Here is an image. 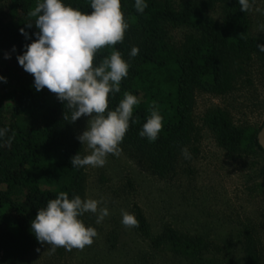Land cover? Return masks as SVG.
Masks as SVG:
<instances>
[{
  "label": "trees",
  "instance_id": "trees-1",
  "mask_svg": "<svg viewBox=\"0 0 264 264\" xmlns=\"http://www.w3.org/2000/svg\"><path fill=\"white\" fill-rule=\"evenodd\" d=\"M90 2L64 0L84 13L92 11ZM36 3L37 0H0V55H9L17 62L16 56L22 54L24 46L33 42L32 34L38 29L27 28L26 24L36 19L29 16ZM147 3L148 8L139 14L134 0H121L129 29L122 43L98 50L94 63L102 62L113 50H119L129 62V74L121 82V91L109 97L108 110H115L125 92L139 98L133 110L135 122L130 121L120 147L151 175L163 180L175 174L181 150L191 146L200 134L201 128L193 118L194 93L230 94L247 75L254 59L262 62L264 80V53L256 47L264 40L251 35L250 11L242 13L237 0ZM215 13L220 20L211 16ZM21 29L31 39L26 40ZM177 29L186 33L179 42L172 43L169 34ZM134 46L139 53L131 58ZM153 101L163 116V128L158 139L149 142L139 132L150 116ZM64 115L69 118L64 119ZM70 117L71 112L56 94L46 88L35 91L33 77L13 89L0 83V128L9 129L6 138L13 137L10 144L0 142V264H21L30 250L39 248L31 222L49 200L60 192L69 198H84V167L71 165L74 155L84 156L74 134L83 116L75 122ZM200 122L228 157L264 153L257 138L262 126L256 130L237 127L221 108L206 110ZM135 218L138 231L148 236L146 220L139 209ZM152 243L196 258L198 263L204 261L211 244L200 236L179 234L169 226ZM243 250L245 264H260L250 241H245Z\"/></svg>",
  "mask_w": 264,
  "mask_h": 264
},
{
  "label": "rangeland",
  "instance_id": "rangeland-1",
  "mask_svg": "<svg viewBox=\"0 0 264 264\" xmlns=\"http://www.w3.org/2000/svg\"><path fill=\"white\" fill-rule=\"evenodd\" d=\"M211 16L220 20L219 14ZM250 21L251 35L264 40V0H256ZM185 33L184 29L172 30V43ZM4 57L0 55V71L10 89L31 79L16 61ZM261 65L254 59L247 75L226 96L194 93L193 118L200 134L187 147L190 159L179 154L175 174L161 180L123 150L119 156L109 154L104 167L85 166L84 198L102 199L101 206L110 212L99 224L95 214L85 213L83 222L98 233L92 245L71 251L59 247L50 254L51 246L41 244L21 264H245V241L253 244L264 264V153L228 157L200 122L206 110L221 108L237 127L256 130L263 126ZM88 120L82 117L78 122L76 138L86 130ZM81 145L84 156L89 155L87 145ZM137 209L146 220L148 236L121 223V210L136 216ZM167 226L182 235L203 237L211 243V253L198 263L169 247H156L152 240Z\"/></svg>",
  "mask_w": 264,
  "mask_h": 264
},
{
  "label": "clouds",
  "instance_id": "clouds-1",
  "mask_svg": "<svg viewBox=\"0 0 264 264\" xmlns=\"http://www.w3.org/2000/svg\"><path fill=\"white\" fill-rule=\"evenodd\" d=\"M242 13L252 11L256 0H237ZM147 0H134L137 13L143 14L148 8ZM88 13L81 12L64 0H37L35 8L29 12L35 17L34 23L26 24L38 29L32 35L33 42L26 44L22 54L16 56L18 65L32 75L36 92L47 89L56 94L71 112V122L89 117L86 130L77 137L86 144L90 154H76L71 158L74 168L85 166L104 167L109 154L119 156L120 145L129 130L134 107L140 103L130 92L115 110H108L109 97L121 91V82L129 74L130 64L119 50H113L102 62L94 63L98 50L122 43L129 24L121 8V0H91ZM259 11V9H256ZM25 39L29 34L20 30ZM264 53V44L256 45ZM15 52V47L12 49ZM139 53L132 47L129 56ZM5 59H9L5 55ZM0 76V83H6ZM64 115V119H68ZM163 128V116L155 101L151 103V113L139 132L141 138L155 142ZM8 128H0V142L10 144L13 137L7 136ZM185 159L191 154L187 148L181 150ZM102 199L81 198L60 192L46 207L37 210L31 222V230L38 243L50 245L48 251L54 253L59 247L71 251L92 245L98 233L95 228L86 226L81 217L85 213L96 215L99 224L110 215ZM121 223L128 228L139 226L134 214L121 210ZM39 251V250H37Z\"/></svg>",
  "mask_w": 264,
  "mask_h": 264
},
{
  "label": "water",
  "instance_id": "water-1",
  "mask_svg": "<svg viewBox=\"0 0 264 264\" xmlns=\"http://www.w3.org/2000/svg\"><path fill=\"white\" fill-rule=\"evenodd\" d=\"M257 138H258V144L260 145V147L264 151V125L262 126L261 130L259 131Z\"/></svg>",
  "mask_w": 264,
  "mask_h": 264
}]
</instances>
